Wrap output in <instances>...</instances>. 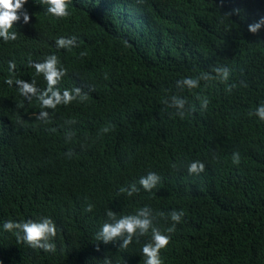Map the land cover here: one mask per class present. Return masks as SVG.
<instances>
[{
	"label": "trees",
	"instance_id": "obj_1",
	"mask_svg": "<svg viewBox=\"0 0 264 264\" xmlns=\"http://www.w3.org/2000/svg\"><path fill=\"white\" fill-rule=\"evenodd\" d=\"M49 7L27 0L16 38L0 36V264H145L154 228L169 236L162 264H264V25L249 31L264 0ZM51 56L62 74L49 87L35 65ZM125 215L147 232L98 239ZM45 218L54 251L3 227Z\"/></svg>",
	"mask_w": 264,
	"mask_h": 264
},
{
	"label": "clouds",
	"instance_id": "obj_2",
	"mask_svg": "<svg viewBox=\"0 0 264 264\" xmlns=\"http://www.w3.org/2000/svg\"><path fill=\"white\" fill-rule=\"evenodd\" d=\"M27 0H0V36L4 37L5 41L9 39H15L16 34L9 33V29L12 27L13 22L18 20L19 17L17 15V10L23 7V4L26 3ZM69 0H48L50 7L48 8V12L57 17H64L68 15L67 11V3ZM29 16L25 12L24 13V21L28 22ZM264 25V18H261L255 24L249 25V31L255 34L261 26ZM70 42V41H69ZM58 45L64 46L66 41L61 38L57 41ZM56 57L51 56L46 60L43 64L35 65V69L37 72H43L44 77L48 83V86L55 84L57 82L58 77L62 74L58 72L55 67ZM11 83V81H9ZM17 83L22 84V93H31L34 92V88L32 85L23 83L22 81H17ZM189 86H194L195 81L186 80ZM77 91H79L77 89ZM55 97V101L52 98L44 99L42 101L45 106H55V103L60 102L61 97L58 93H53ZM73 97L69 94L67 90H65L63 99L64 102L67 103ZM258 114L261 119H264V107L258 109ZM203 170V165L199 166L197 163H192L189 166L188 171L190 173H195L197 171ZM157 178L154 175H149L147 179H141L140 183L144 186L145 189H148L152 186ZM88 210H91V206H89ZM108 215L110 217L114 216L113 213L109 212ZM141 216L144 215V212L141 211ZM183 213H172V220L179 222ZM150 226V221L148 219H141L139 216H128L125 215L121 219H119L115 223H105L102 226L101 231L98 234V239H103L105 243L111 241L114 237L121 235L126 232L129 234L128 238L124 240V246H126L131 240V236L136 232L137 229L141 230V233H146ZM6 230L17 229L23 232L22 239L30 244L32 247H39L44 249L45 251H54L55 246L49 242L51 237L56 235V226L49 218H45L39 222H33L31 220L26 222H14V221H6L3 225ZM174 229H169L171 232ZM152 239L154 242L145 244L143 247V253L147 257L145 264H162V261L159 257V250L166 246L169 243V236L161 234V232L157 229H153L152 231Z\"/></svg>",
	"mask_w": 264,
	"mask_h": 264
}]
</instances>
